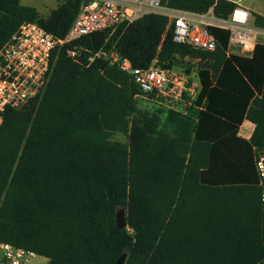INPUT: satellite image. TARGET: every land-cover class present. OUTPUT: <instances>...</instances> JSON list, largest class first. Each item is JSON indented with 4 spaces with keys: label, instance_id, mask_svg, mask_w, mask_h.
Listing matches in <instances>:
<instances>
[{
    "label": "trees",
    "instance_id": "trees-1",
    "mask_svg": "<svg viewBox=\"0 0 264 264\" xmlns=\"http://www.w3.org/2000/svg\"><path fill=\"white\" fill-rule=\"evenodd\" d=\"M85 0H59L47 18L0 0V49L19 26L37 22L63 37ZM168 7L227 18L229 0H163ZM264 30V16L252 13ZM168 20L149 14L127 28L95 33L52 53L35 98L8 109L0 127V241L47 264H264V205L254 157L264 151V43L227 55L229 32L211 28L214 52L178 44ZM115 48L134 67L199 59L201 91L189 116L137 107L131 75L104 59ZM182 64V62H181ZM244 119L249 141L237 136ZM116 134L126 142L114 141ZM125 212L119 229L117 212Z\"/></svg>",
    "mask_w": 264,
    "mask_h": 264
},
{
    "label": "built area",
    "instance_id": "built-area-1",
    "mask_svg": "<svg viewBox=\"0 0 264 264\" xmlns=\"http://www.w3.org/2000/svg\"><path fill=\"white\" fill-rule=\"evenodd\" d=\"M162 1L85 0L63 37L47 32L37 22H23L0 49V127L8 109L22 108L40 94L48 80L52 53L56 48L70 46L69 56L78 60L83 50L79 42L84 38L127 28L149 14L165 16L173 40L194 50L214 52L217 39L211 28H217L229 32L227 55L249 57L254 52L260 29L254 26L252 14L246 8L237 6L227 18H221L214 14L213 8L206 13H197L165 6ZM96 58L108 61L133 77L139 89L136 99L183 116H189L191 109H202L197 103L201 91L199 59L186 56L184 61L188 60L191 66L185 68L183 65L168 68L154 59L142 69L134 67L114 47L93 53L88 58L89 63ZM255 169L264 205V151L256 152ZM36 256L31 251L0 241V264H31Z\"/></svg>",
    "mask_w": 264,
    "mask_h": 264
},
{
    "label": "crops",
    "instance_id": "crops-1",
    "mask_svg": "<svg viewBox=\"0 0 264 264\" xmlns=\"http://www.w3.org/2000/svg\"><path fill=\"white\" fill-rule=\"evenodd\" d=\"M229 1L235 3L237 6H242L246 8L247 10L250 11L251 14L256 13L264 16V14L258 12L254 8L253 4L248 2L247 0H229ZM20 2L24 6L34 8L37 11L38 15L42 18H47L59 6V0H20ZM254 130H255V124L248 119H244L242 124L239 126L237 136L246 141H249L254 133ZM254 162H255V157H254ZM41 258L45 261V264L48 263L47 258L44 257Z\"/></svg>",
    "mask_w": 264,
    "mask_h": 264
},
{
    "label": "rangeland",
    "instance_id": "rangeland-1",
    "mask_svg": "<svg viewBox=\"0 0 264 264\" xmlns=\"http://www.w3.org/2000/svg\"><path fill=\"white\" fill-rule=\"evenodd\" d=\"M248 2L252 3L254 8L264 14V0H247ZM253 18V17H252ZM256 42H261L264 43V30L258 31V33L256 34ZM182 62V64H181ZM179 62L177 65H183V67H190L191 63L186 60V61H181ZM197 64V63H195ZM178 70V69H177ZM137 107L141 110V111H147L149 112L151 115H154L156 117H158L160 124H162L165 120V117L167 115V110L159 107L157 105H154L148 101H145L143 99H137ZM114 141H120V142H126L127 138L122 135V134H116L113 138ZM31 264H45V261L41 258V257H34L31 261Z\"/></svg>",
    "mask_w": 264,
    "mask_h": 264
},
{
    "label": "water",
    "instance_id": "water-1",
    "mask_svg": "<svg viewBox=\"0 0 264 264\" xmlns=\"http://www.w3.org/2000/svg\"><path fill=\"white\" fill-rule=\"evenodd\" d=\"M116 219H117L118 228L119 229L125 228V212L123 209H120L117 212ZM127 256H128L127 253L122 254L121 257L116 262V264H125L127 260Z\"/></svg>",
    "mask_w": 264,
    "mask_h": 264
}]
</instances>
